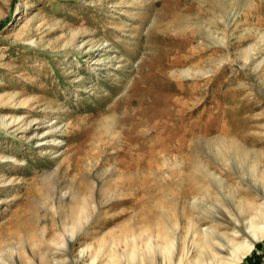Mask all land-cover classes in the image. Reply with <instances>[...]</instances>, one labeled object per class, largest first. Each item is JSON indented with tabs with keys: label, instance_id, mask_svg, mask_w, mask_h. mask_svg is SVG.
Masks as SVG:
<instances>
[{
	"label": "rangeland",
	"instance_id": "1",
	"mask_svg": "<svg viewBox=\"0 0 264 264\" xmlns=\"http://www.w3.org/2000/svg\"><path fill=\"white\" fill-rule=\"evenodd\" d=\"M235 142L264 173V0H0V264H234Z\"/></svg>",
	"mask_w": 264,
	"mask_h": 264
},
{
	"label": "bare ground",
	"instance_id": "2",
	"mask_svg": "<svg viewBox=\"0 0 264 264\" xmlns=\"http://www.w3.org/2000/svg\"><path fill=\"white\" fill-rule=\"evenodd\" d=\"M60 152V151H58ZM61 155L63 156V153L61 152ZM57 157V156H56ZM55 157V158H56ZM228 158H230L228 161H235V162H239V163H245L246 165H250L253 170L250 171L252 172V176L253 178H255V182H257L258 185L261 186L262 190L264 191V173L262 174H259L260 172L257 171V168H258V164L260 163V159L258 156H254V157H251L250 153L246 150H244L243 148H241L236 142L232 144V147L230 149V154L228 156ZM225 160V159H224ZM232 161V162H233ZM238 163V164H239ZM241 166V164H240ZM249 166V167H250ZM203 170V169H202ZM205 172V171H204ZM206 177V176H205ZM204 179V178H203ZM218 183V182H217ZM211 185V184H210ZM199 188V187H198ZM258 193V192H257ZM261 193V192H259ZM261 195V194H259ZM258 208V206H256L253 201L250 202V201H241L240 202V205H239V210L241 211V214L242 215H247L249 213H251L252 210ZM253 212V211H252ZM260 215V214H259ZM262 218V217H261ZM259 220L260 219H257V218H254L252 219V226L254 227V232L251 231L250 234V238H251V243H245V242H241V244H236L234 245V264H240L242 263V260L245 259L247 257V255H249L253 249H254V246H255V243L258 242V241H261L264 239V228H261L256 224V222L259 223ZM198 222L199 220L197 219V225H198ZM194 223V222H193ZM196 225V224H195ZM192 228V227H191ZM242 231V235L240 236H233L234 239L236 238H244L245 239V236L247 235V233L245 232V230H243L242 228L240 229ZM198 231V230H197ZM199 232V231H198ZM199 234V233H198ZM200 235V234H199ZM198 235V236H199ZM202 235V234H201ZM203 236V235H202ZM205 236V235H204ZM249 236V235H248ZM199 238V237H198ZM159 240H160V249L162 251V255L164 256L165 259H167V255L169 254L170 250H171V245H172V241L170 240V238L167 236V233L165 232L164 229H161L160 230V233H159ZM203 239H201V236L199 239H197V242L199 241L200 242H203L202 241ZM237 240V239H236ZM211 241V240H210ZM233 241V240H231ZM245 241V240H244ZM205 244H206V241H204ZM234 242V241H233ZM231 242V243H233ZM201 244V243H200ZM234 244V243H233ZM199 245L197 244V247ZM159 247V246H158ZM200 247V246H199ZM201 248V247H200ZM210 249L212 251H223V246L222 245H216V244H210ZM210 250V251H211ZM135 251V250H134ZM208 252V251H207ZM225 252V250H224ZM223 252V253H224ZM134 253V257L136 259H138V252H133ZM206 253V252H205ZM203 254V252H202ZM208 254V253H207ZM213 255V253H212ZM204 256V255H203ZM213 257V256H212ZM204 258H207L206 256L203 257ZM135 259V260H136ZM140 260V259H139ZM141 261V260H140ZM138 262V261H137ZM183 263V258L181 259L180 261V264ZM205 263V262H204ZM115 264V262L113 263ZM184 264V263H183Z\"/></svg>",
	"mask_w": 264,
	"mask_h": 264
}]
</instances>
